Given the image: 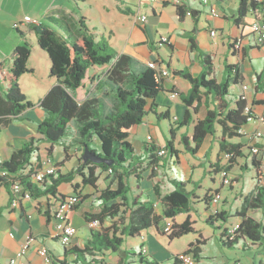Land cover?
I'll return each mask as SVG.
<instances>
[{
	"label": "crops",
	"instance_id": "0c3cea01",
	"mask_svg": "<svg viewBox=\"0 0 264 264\" xmlns=\"http://www.w3.org/2000/svg\"><path fill=\"white\" fill-rule=\"evenodd\" d=\"M94 1H96L95 4ZM34 2L35 0H0V23L6 27H10L11 24L13 26L18 25L17 31L12 28V31L17 32L16 35L13 32L15 37L12 44L0 48V91L4 92L6 89L4 76L10 71L11 55L14 48L24 41H28L31 44V53L27 67L31 69V72L20 77L19 87L21 90L23 78L29 75L30 86L34 93H37L36 98H38V105L33 104L31 108L13 118L10 124L0 132V163L8 160L12 151L20 148L25 141L31 138H41L37 133V123L41 122L46 114L40 107V101L51 87L57 84V80L50 76V61L48 60V63L41 56V53L45 52L37 45L32 25L23 22L19 14L20 11L26 9V4L30 7ZM239 3L240 0H207L206 4L203 3V0H183V6L188 11L195 12L196 16L187 14L179 19L176 7L171 4L170 0H154L153 2L143 0L134 8L125 0H68L64 8L51 7L43 18H32L38 21L37 25H45L68 42H72L76 38L82 25L86 26L97 40L104 39L107 41L117 56L125 55L130 58L129 74L142 71L149 63H155L159 68L169 72V75L162 79L161 91L155 99L147 101L146 115L142 123L132 128L127 139L134 154L144 157L143 143L147 142L148 137L151 138L152 143L162 148L168 140L173 119L175 118L177 122L182 121L185 112L188 110L190 113L191 108L187 107L183 101L189 92L190 84L185 78L174 73L185 70L192 78H200L204 71L202 55L210 58L213 64L212 76L217 83L221 82L215 74L217 63L223 69L221 80L225 75L224 62L228 64L239 63L242 80L237 89H232L233 86L230 88L232 100L234 101L237 95L241 93L242 85H246L248 103L252 105V110L256 116L264 118V93L255 90L256 77L262 72L263 67L259 71L252 64L253 58H264V44H257L255 37L250 32V24L257 17L253 9L249 10L241 25L235 23L238 17ZM121 7L129 9L131 13L122 12L119 9ZM53 8H56L54 12L57 17L52 13ZM211 8L215 9L217 16L211 14ZM140 15L147 17L144 24L137 20ZM25 16L31 17L30 15ZM17 22L18 24H16ZM212 30L215 31L214 36L210 34ZM160 37H167L168 44H161ZM239 37L242 39V49L239 52H233L230 48L231 41L236 38L239 39ZM105 66H108L105 70L101 69L104 66H95L89 70L82 86L74 90L83 91L79 96L71 90L69 92L72 96H76L75 101L78 104L87 99H97L100 111L103 114H108L117 106L112 82L109 79L115 80L117 78L110 76V66ZM38 70L40 81H36L34 78ZM171 93L175 94L174 98H171ZM30 98L31 96L27 97L29 101ZM153 104L154 107H152ZM193 106H196V103H193ZM213 108L212 100L209 97H202L197 110L190 113L192 121L176 132L174 147L178 152V159L167 153L161 163L163 166L156 169L157 175L153 179L148 177L150 171L147 170L142 174V180L138 186L133 179L129 180L131 187L128 194L129 200L134 196H139L141 201L150 200L156 205L155 208L158 212H160L159 200L154 194V184L158 185L160 194L164 195L173 190L170 179L186 183V189L192 192L194 198L192 211L189 213L190 219L196 213L197 217L202 220V228L196 227L195 222L192 221L197 234L179 238L192 237L185 249L176 253L166 249L162 239H167V237L160 235L155 228L140 232L136 238H124V243L117 253L99 252L92 249V232L108 230L114 223L111 219L105 218L98 227L92 229L89 227L88 223L93 220L94 215L100 213L103 205L99 199V194L108 186L111 189L116 188V181L111 175L95 168V187L82 184L80 175H76L72 183H63L57 187L59 194L68 196L75 193L72 184H77V192L81 194L82 198L78 208L74 209L68 216L69 223L77 230L68 246H62L52 237L54 231L52 211L56 203L55 198L43 196L22 199L17 207H11L9 191L0 185V264H11V260H14L13 264H61L62 262L65 264H172L173 257L184 252L191 243L194 244L193 248L199 250L197 258L194 257L196 264H225L224 261L218 262L216 257L205 253L210 238H214L221 255L226 262H229V259L223 255L224 249L218 241V233L212 231V236L204 235V229L211 230L205 225V219L213 212H229L231 203H228V198L240 201L241 196L246 195L241 189L234 193L235 186L238 185L242 172L250 170L253 175L255 174L253 162L259 163L258 168L261 176L259 184L256 176L253 177L254 186L250 193L255 191L257 185L264 187V161L260 160L259 157L252 156L248 149L251 145L264 146V123L258 121L247 123L243 127L244 134L230 141L242 145L243 149L241 150L242 156L235 158L234 164L228 170L230 178L234 181L233 185L229 187L228 198L226 197L223 201L225 205L219 206L220 200L216 204H204L202 198L209 192L218 191L221 194V191L226 189V187L221 186L220 174L214 173L226 164L224 153L219 152L217 142L220 135L219 130L214 137L210 135L205 137L195 155L184 151L180 145V137L186 135L190 138L194 123L203 119L208 110ZM152 109L157 114H161L160 119L156 117ZM162 114H166V118L162 117ZM76 127L74 121L70 122V130L73 129V136H67L63 143L53 147L52 158L50 159L52 164H61L56 167L61 174L73 171L79 165V159L82 158L84 148L80 143ZM256 132H260L261 137H255ZM91 143V149L99 153L101 148L94 143V140ZM63 146L67 147L66 159ZM48 148L49 144L45 142L39 145L38 153L31 160L33 166L42 162L44 156H47ZM58 148L62 152L60 157L55 155ZM182 157L194 158L196 162H188L187 165H184L182 168L183 175L179 176L176 173V168L182 166ZM195 169L201 170L198 177L195 176ZM82 172L87 174V168L84 167ZM160 173L165 175L169 184L165 191L162 190L159 182ZM104 175L109 176V179L103 187L100 181ZM205 178L209 180L210 187L203 188L201 181ZM217 182L218 188L215 187ZM258 211L264 212V209L249 214L256 219L253 213ZM180 217L179 215L175 218L176 223H181L185 219ZM236 221V223L239 222L238 218ZM257 221L264 223V220ZM28 236L33 238L32 245L24 256L20 257L17 253ZM179 239L169 241L173 242ZM197 240L200 241L199 244H195ZM87 246L91 251L78 257L72 251L74 248L84 250ZM41 247L47 249V258L39 255L38 250ZM256 251H258L256 255L264 253L262 252L264 250L258 249ZM121 254L122 259L120 260ZM258 262L252 264H258Z\"/></svg>",
	"mask_w": 264,
	"mask_h": 264
},
{
	"label": "trees",
	"instance_id": "16d2710c",
	"mask_svg": "<svg viewBox=\"0 0 264 264\" xmlns=\"http://www.w3.org/2000/svg\"><path fill=\"white\" fill-rule=\"evenodd\" d=\"M257 5L253 0H240L235 23L241 25L249 10L255 9ZM119 9L122 12L131 13L124 7ZM176 12L179 19L188 13L193 17L196 16L195 12L188 11L183 4L176 6ZM31 25L38 47L47 54L50 61V76L57 80V84L51 87L40 101V107L46 114L45 118L37 123V133L41 138H31L25 141L20 148L12 151L8 160L0 163V185L9 191L10 197L14 186L19 185L22 195L29 192L31 198L51 196L58 201L65 198L57 192L59 185L72 183L74 177L80 175L82 184L95 187L94 169L99 168L107 172L115 179L116 188L111 189L108 186L100 192L99 199L103 204L102 208L100 213L94 215L93 220L90 221H97L96 227L105 218L114 221L113 226L108 230L92 232L91 248L99 252L117 253L124 243V238H136L140 232L149 228H155L160 235L166 236L170 241L197 234L189 215L194 198L192 192L186 189L185 182L170 179L173 190L164 195L160 194L158 185L154 184V194L159 200L160 212L150 200L141 201L139 196H134L130 200L128 198L131 191L130 179H133L138 186L145 171H150L148 177L153 179L157 175L156 169L163 166L161 164L163 157L158 155L160 146L147 140L143 143L145 155L141 157L134 154L131 144L127 141L132 128L142 123L146 115L147 101L154 100L161 91L162 79L157 78L156 70L147 66L138 73L129 74L130 58L125 55L117 56L107 41L97 40L86 26L82 25L76 38L68 42L45 25ZM14 29L17 31L18 27L14 26ZM230 48L236 52L232 45ZM30 53L31 44L28 41L17 45L12 52L11 68L4 76L6 89L4 92L0 91V132L10 124L13 118L33 106L21 93L19 87L20 77L31 72V69L27 67ZM201 60L204 71L200 78H192L185 70L174 74L182 76L190 84L189 92L183 99L186 106L191 108L190 113L197 110L202 97H209L214 108L208 110L203 119L194 123L190 138L186 135L180 137V145L185 152L195 155L205 137L208 135L214 137L219 130L220 135L217 138L219 152L224 153L226 160V164L214 172L220 174L223 169L228 171L232 167L235 158L242 156L243 146L230 142L240 136L238 131L247 124L244 112L246 102L240 98V95H237L233 101V96L230 94L232 86L241 84L242 76L239 63L224 62L225 75L223 80L217 83L212 76L213 64L210 58L202 55ZM105 65L110 66L109 75L117 78L109 79L112 82L117 106L108 114L100 111L97 99H87L78 104L69 92L82 86L91 68ZM263 78L264 68L256 77L255 90L257 92L264 93ZM193 103H196V106H193ZM154 106L153 104L152 107ZM153 113L158 119L161 118V114H157L155 110ZM190 113L187 110L182 121L171 122L168 140L163 146L166 150L164 157L169 153L178 159V152L174 147L175 135L181 127L192 121ZM251 114L255 115L253 110ZM162 117L166 118V114H162ZM72 121L77 126L83 148L88 146L91 151H94L90 143L93 138H96L101 147L98 154L112 160V163L110 165L94 164L80 158L79 165L73 171L61 174L57 169L55 175L46 177L42 182L35 181L40 163L33 166L31 160L38 153L39 145L42 142L49 144L47 157L52 158L53 147L63 143L64 139L70 135V122ZM63 149L66 159L67 147L63 146ZM55 165L58 167L61 164ZM253 165L259 184L261 176L259 163L253 162ZM84 167L87 168V174L82 172ZM72 187L77 192L78 185L72 184ZM215 193L218 191L209 192L202 198V202L212 203V196ZM79 204L80 202L74 209L78 208ZM262 209H264V187L257 185L253 193L241 196L240 208L235 213L239 222L232 233L229 231L234 226L226 225L229 216L227 212H213L205 219V225L215 229V233H218V241L223 247L232 248L239 242L242 249H249L255 245L264 247V223L258 222L249 214ZM182 214H186L185 219L181 223H176L175 218ZM166 222L172 224L169 233L165 232ZM96 227H91V229ZM199 243L200 241L197 240L195 244ZM193 246L194 244H189V247L181 254H192L197 258L199 250ZM72 251L78 257L91 250L87 246L84 250L74 248ZM179 257L180 255L174 256L172 264H183Z\"/></svg>",
	"mask_w": 264,
	"mask_h": 264
},
{
	"label": "rangeland",
	"instance_id": "374dc122",
	"mask_svg": "<svg viewBox=\"0 0 264 264\" xmlns=\"http://www.w3.org/2000/svg\"><path fill=\"white\" fill-rule=\"evenodd\" d=\"M125 2H127L128 4L133 6V8H134L136 5L138 6V4L140 3V0H125ZM67 3H68V0H35L34 4L31 5L30 7H29V5L26 4L25 5L26 9L23 11H20L19 14H20V17H21L23 22H24L25 15H30L31 16L30 18L36 17L37 19H40V18H43L44 15L48 13L49 8H51V7L64 8L67 5ZM95 3H96V1H94V4ZM54 10H56V8H53V12H52L53 14H55ZM78 11H80V10H78ZM54 16L57 17L56 14ZM16 24H18V22ZM16 26H18V25H16ZM12 28L14 29L13 24H11L10 27H6L2 23H0V48L1 49L3 47H6L8 44L9 45L12 44L14 37L17 34V32L15 30L12 31ZM13 32L15 35L13 34ZM37 56L39 57V55H37ZM41 56L44 57L45 58L44 60H47V62L49 63V61H48L49 59H48V56L46 57V53L42 52ZM252 64H253L255 69H258L259 71H261L262 67L264 68V58L263 57L253 58ZM107 67L108 66H104L101 69L105 70ZM215 69H216V71H215L216 77L219 81H221L222 70H223L221 65H219L217 63ZM29 78H30L29 75H27L23 78L21 93L26 97L31 96V98H30L31 103L34 105H38V98H36L37 93H34L33 88L30 86L31 80L29 81ZM34 78L36 81H40L39 70H38V73L34 76ZM19 86H20V84H19ZM237 88H238V86H233L232 89H237ZM71 91L74 94H76L77 96H79L83 92V91H74V90H71ZM72 97L74 100H76L75 95H73ZM72 131H73V129H72ZM72 131H70V135L73 134ZM263 136H264V133H263ZM93 140H94V143L99 148H101L99 141L96 138H93ZM90 144L92 145V143H90ZM61 154H62V152L58 148V150L55 152V155L57 157L58 156L60 157ZM45 157H47V156H44V158ZM181 161H182V166L176 168V173H178L179 176L183 175V171H182L183 169L182 168L184 165H187L188 162H192V163L196 162L194 160V158H191V157H187V158L182 157ZM200 173H201L200 169H195V176L196 177H198V175H200ZM228 176L230 177V175H228ZM254 176H255V174L253 175V173L250 170L242 172V175L239 179L238 185L235 186V192L234 193H236V191L238 189H241L243 191V193L246 195L249 194L250 192H252V189L254 186V182H253ZM107 179H109V176L104 175L101 177V181H100L101 186H103V187L105 186V184L107 183ZM159 182L162 186V190L163 191L167 190V188L169 187V184H168L167 178L165 177V175H163V173H160V175H159ZM263 182H264V179H263ZM201 183L203 185V188L211 186L210 182L207 178L202 179ZM232 185H233V183H232ZM218 186H219V184L217 182L215 187L218 188ZM189 187H191V186H189ZM224 187H226V186H224ZM228 192H229V187L228 188L226 187V189H224V191H221L219 206L224 204L223 201L226 197L228 198V196H227ZM228 203H231V206H230L229 212H227L229 216L227 218V224L226 225H228L230 227L236 226L238 223H236L237 217H236L235 213L240 208L241 200L240 201H234V200H231L230 198H228ZM196 204H202V203H196ZM194 211L195 210H193V213H195ZM253 214L257 220H259V221L264 220V212L263 211L262 212L258 211V212H255ZM180 216H181L180 218H185L186 214H182ZM190 220L195 222L196 227H199L200 229L202 228V220L199 217H197L196 213H195V216L193 215L192 219H190ZM207 227L211 230L203 228L204 229V235L205 236H208V235L212 236V234H213L212 231H214L215 229L214 228L212 229L209 226H207ZM214 232H216V231H214ZM190 239H192V237L188 236V237L170 242L168 239L163 238L162 242H163L166 249H169L172 253H176V252H180L183 249H185L187 247L188 241ZM222 248L224 249L223 255H225V257H227L229 259V262H226L224 257L221 255L220 249L216 245L214 238H210V240L208 241V244L205 248V253L207 255L212 256V257H216V260L218 262L224 261L225 264H252L253 262L257 263L258 261H259L258 264H264V253H262L260 255L259 254L256 255V253L258 252L256 250H258V249L264 250L263 246L255 245V246H251L249 249H247V248L242 249V246L240 245V242H239L238 245H233L232 248L223 247V246H222ZM262 252H264V251H262Z\"/></svg>",
	"mask_w": 264,
	"mask_h": 264
},
{
	"label": "built area",
	"instance_id": "2783aa9c",
	"mask_svg": "<svg viewBox=\"0 0 264 264\" xmlns=\"http://www.w3.org/2000/svg\"><path fill=\"white\" fill-rule=\"evenodd\" d=\"M143 0H140L142 2ZM153 2L154 0H150ZM183 0H170L171 4H173L175 7L176 6H181ZM256 2L258 5L255 9H253V12L256 14V19L250 24V32L253 34L255 37V41L257 44H264V0H253ZM203 3L206 4L207 0H203ZM211 14L213 16H217V13L214 8H211L210 10ZM189 14V13H188ZM137 20L139 23L144 24L147 21L146 15H140ZM24 22L28 24H33L37 25L38 21L36 19L30 18L28 16H25ZM211 36L215 35V31L212 30L210 32ZM159 41L161 44H168V38L167 37H160ZM231 45L233 47L234 51H241L242 49V39L239 37L236 39H233L231 41ZM148 67L155 69L157 78L163 79L164 77L169 75V72L165 69L159 68L157 64L155 63H149ZM242 91L239 94L240 98L246 102L245 106V114H246V123H251L254 121H258L260 123H264V118L263 117H258L256 115L251 114L252 111V105L248 103L247 101V86L242 85L241 87ZM175 94L171 93V98H174ZM174 121L176 120L175 118L173 119ZM238 134H244L243 133V128H241L238 131ZM260 132L255 133V137H261ZM147 140H151L150 137L147 138ZM249 152L256 157H259L260 160L264 161V146H256V145H251L249 147ZM166 154V150L164 147H162L158 155L161 157H164ZM56 165L52 164V161L49 157L43 158L42 162L40 163V169L37 171V174L35 175V181L42 182L46 177L55 175L56 173ZM229 173L226 169H223L220 172V177H221V185L230 187L232 186V178H230ZM21 187L19 185H15L11 197H10V206L11 207H17L20 203V200L22 199H31L30 193L25 192L23 195L20 194ZM220 200V194L215 193L212 196V204L218 203ZM81 201V194L79 192H75L71 195L65 196L63 199H59L56 201L55 206L52 211V217L54 219V231L52 234V237L57 240L62 246H68L71 243L72 238L76 234V228L69 223L68 216L69 214L74 210L75 206ZM156 206V205H154ZM97 221H92L89 222L88 225L89 227H96L97 226ZM172 224L170 222H166L165 224V232L169 233L171 231ZM237 228V225L234 226L229 232L232 233L235 229ZM33 238L28 236L26 240L23 242L21 245V248L19 249L17 255L22 257L24 254L27 252V250L30 248L32 245ZM38 253L42 257L48 256V251L45 247H41L38 250ZM180 260L182 261L183 264H196L195 259L192 254H180ZM11 264L14 263V260L10 261Z\"/></svg>",
	"mask_w": 264,
	"mask_h": 264
},
{
	"label": "water",
	"instance_id": "95a60500",
	"mask_svg": "<svg viewBox=\"0 0 264 264\" xmlns=\"http://www.w3.org/2000/svg\"><path fill=\"white\" fill-rule=\"evenodd\" d=\"M81 157L85 162L89 161L94 164L103 163L106 165H110L112 163V160H108L105 157L99 155L98 153L91 151L88 146H84Z\"/></svg>",
	"mask_w": 264,
	"mask_h": 264
}]
</instances>
